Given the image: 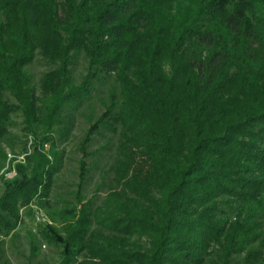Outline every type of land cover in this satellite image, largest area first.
<instances>
[{"label": "trees", "instance_id": "16d2710c", "mask_svg": "<svg viewBox=\"0 0 264 264\" xmlns=\"http://www.w3.org/2000/svg\"><path fill=\"white\" fill-rule=\"evenodd\" d=\"M38 56L52 68L36 84ZM104 95L56 209L58 143ZM18 114L35 146L3 182L0 236L39 205L51 222L32 254L46 241L59 264H264V0H0V170ZM106 133L118 143L96 205L86 159Z\"/></svg>", "mask_w": 264, "mask_h": 264}, {"label": "rangeland", "instance_id": "374dc122", "mask_svg": "<svg viewBox=\"0 0 264 264\" xmlns=\"http://www.w3.org/2000/svg\"><path fill=\"white\" fill-rule=\"evenodd\" d=\"M50 66L41 56H38L28 70L33 77L34 83H38L42 75L50 70ZM88 62L81 57L75 71V79L79 84L87 74ZM107 95L96 96L92 103L84 107L76 115L74 128L65 142L58 143V150L63 154V167L56 177V183L52 192L50 202L56 209H62L73 200L72 193L77 190L80 182V162L83 159L81 144L88 131L92 120H96L105 111V100ZM14 125L11 131L15 136L16 156L11 150H7L8 161L6 166L0 170V197L4 192V180H13L16 177L17 162L24 160L22 149L24 143L30 151H33L34 142L32 135L25 131L24 117L20 114L13 116ZM58 137V135L56 134ZM118 140L111 133L95 137L94 143L89 151L91 157L87 158L90 167L89 181L85 189L87 199L96 197V205L101 204L105 198L107 185L113 179L112 165L114 163ZM50 144V143H49ZM46 149L49 146L46 145ZM102 190L95 196L97 189ZM22 222L16 232L7 237L0 236V264H59L61 260V248L50 245L46 241H38L40 254L33 256L30 238L38 234L41 224L51 222L49 211L39 205H33L32 215L22 210ZM60 223V222H59ZM239 259V258H238ZM232 264H241L240 259Z\"/></svg>", "mask_w": 264, "mask_h": 264}]
</instances>
